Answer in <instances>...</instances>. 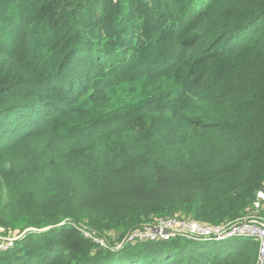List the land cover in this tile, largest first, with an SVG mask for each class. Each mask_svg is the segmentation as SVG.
<instances>
[{
	"label": "trees",
	"instance_id": "trees-1",
	"mask_svg": "<svg viewBox=\"0 0 264 264\" xmlns=\"http://www.w3.org/2000/svg\"><path fill=\"white\" fill-rule=\"evenodd\" d=\"M263 184L264 0H0V264H256L248 237H93L228 225Z\"/></svg>",
	"mask_w": 264,
	"mask_h": 264
},
{
	"label": "built area",
	"instance_id": "built-area-1",
	"mask_svg": "<svg viewBox=\"0 0 264 264\" xmlns=\"http://www.w3.org/2000/svg\"><path fill=\"white\" fill-rule=\"evenodd\" d=\"M260 207L264 209V184L256 191L252 211L241 220L228 225L213 227L175 215L170 218L158 219L154 224H143L141 227L129 230L120 241L109 243L103 238L98 239L97 237H93V239L101 247L117 250L126 243L146 240H166L174 236H181L197 241H221L234 237H248L258 242L256 264H264V213H257ZM84 234L86 236L92 235L87 232H84ZM21 235L22 233L17 235L9 233L1 240L6 239V241H9V245H11ZM6 241L4 242L7 243ZM2 251H5V249L0 246V252Z\"/></svg>",
	"mask_w": 264,
	"mask_h": 264
},
{
	"label": "rangeland",
	"instance_id": "rangeland-1",
	"mask_svg": "<svg viewBox=\"0 0 264 264\" xmlns=\"http://www.w3.org/2000/svg\"><path fill=\"white\" fill-rule=\"evenodd\" d=\"M23 234H24V233H23ZM23 234H22V235H23ZM22 235H21V236H22ZM21 236H20V237H21ZM3 237H4V236H3V233H2V229L0 228V246L4 247V249H5V251H6V250H8L9 248H11V247L14 245V242H13V244L9 245V243H8L9 241H6V239L1 240V239H3ZM4 238H5V237H4ZM4 241H6L7 243H5ZM5 244H7V245H5Z\"/></svg>",
	"mask_w": 264,
	"mask_h": 264
}]
</instances>
